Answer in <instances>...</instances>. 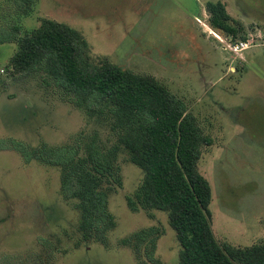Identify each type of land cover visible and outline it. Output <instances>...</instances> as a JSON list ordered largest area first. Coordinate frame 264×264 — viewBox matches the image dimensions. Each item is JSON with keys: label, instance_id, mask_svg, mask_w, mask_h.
Instances as JSON below:
<instances>
[{"label": "rangeland", "instance_id": "obj_1", "mask_svg": "<svg viewBox=\"0 0 264 264\" xmlns=\"http://www.w3.org/2000/svg\"><path fill=\"white\" fill-rule=\"evenodd\" d=\"M207 1L34 0L25 11L0 0V31L17 24L24 35L44 18L65 22L83 33L94 63L154 76L185 100L213 138L199 170L212 188L214 234L223 246L248 247L264 241V0H221L243 25L237 38L211 28ZM241 40L249 47L233 50ZM16 50V42L0 43V140L21 141L33 153L80 143L83 153L91 139L116 144L110 124L77 107L43 70H16L10 62ZM117 162L122 184L109 198L117 225L105 246L84 241L60 166L36 155L26 163L20 152L0 149V264H138L121 240L151 226L161 232L157 258L179 264L181 245L168 213L128 206L144 170L123 149Z\"/></svg>", "mask_w": 264, "mask_h": 264}, {"label": "trees", "instance_id": "obj_2", "mask_svg": "<svg viewBox=\"0 0 264 264\" xmlns=\"http://www.w3.org/2000/svg\"><path fill=\"white\" fill-rule=\"evenodd\" d=\"M22 10L34 0H14ZM211 28L228 37H240L242 23L221 1L206 2ZM242 39H246L242 36ZM244 41V40H241ZM17 43L11 65L23 73L43 70L56 85L75 97L76 106L110 124L117 135L111 147L96 139L80 144L44 145L36 153L15 139L0 140V149L12 148L26 163L40 157L62 168L66 198L77 200L78 228L84 241L108 246V234L117 222L109 210L115 185L122 184L117 162L125 150L144 170L133 211L157 209L168 213L181 245L179 264H264V241L248 247L221 245L212 228V188L200 172L204 146L213 138L199 125L185 100L151 75L125 69L108 60H91L87 39L65 22L44 18L39 27L20 35L17 24L0 31V43ZM161 232L151 226L121 240L132 248L138 264H163L156 256Z\"/></svg>", "mask_w": 264, "mask_h": 264}, {"label": "built area", "instance_id": "obj_3", "mask_svg": "<svg viewBox=\"0 0 264 264\" xmlns=\"http://www.w3.org/2000/svg\"><path fill=\"white\" fill-rule=\"evenodd\" d=\"M249 42L248 41H239L236 42L235 44H232L231 47L235 51H243L249 47Z\"/></svg>", "mask_w": 264, "mask_h": 264}, {"label": "bare ground", "instance_id": "obj_4", "mask_svg": "<svg viewBox=\"0 0 264 264\" xmlns=\"http://www.w3.org/2000/svg\"><path fill=\"white\" fill-rule=\"evenodd\" d=\"M208 30L210 31V33L214 34V36H217L214 32H212V31L210 30V28H208ZM218 38H219V37H218Z\"/></svg>", "mask_w": 264, "mask_h": 264}]
</instances>
